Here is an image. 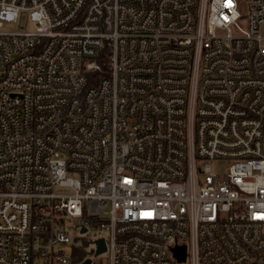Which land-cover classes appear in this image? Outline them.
Here are the masks:
<instances>
[{
  "label": "built area",
  "instance_id": "built-area-1",
  "mask_svg": "<svg viewBox=\"0 0 264 264\" xmlns=\"http://www.w3.org/2000/svg\"><path fill=\"white\" fill-rule=\"evenodd\" d=\"M22 17L0 31V264H264V0H0V27Z\"/></svg>",
  "mask_w": 264,
  "mask_h": 264
},
{
  "label": "rangeland",
  "instance_id": "rangeland-1",
  "mask_svg": "<svg viewBox=\"0 0 264 264\" xmlns=\"http://www.w3.org/2000/svg\"><path fill=\"white\" fill-rule=\"evenodd\" d=\"M19 27L22 28L23 30H30V31L33 30V28H34L32 23L27 22L25 17H22L20 20H18L16 22H3L2 27H0V31H2V32H17L20 29ZM262 32H264V29L262 30ZM210 167H211L212 171L215 173H225V171H226V163L225 162H214V161H212V162H210ZM58 192L59 193H68L69 190L64 189V188H59ZM70 234L72 235L73 232L70 231ZM78 238H79L78 242L75 245H73V247L77 248V249L83 248L84 252L87 253V257H89L90 251L93 248V245L89 243V239L94 240L95 237L92 234H89L86 236H80ZM56 249H62L65 254L70 255L71 250H72V246L71 245L70 246L59 245L56 247ZM104 257H105L104 255L101 256L103 264H104ZM94 261L97 262V260H94Z\"/></svg>",
  "mask_w": 264,
  "mask_h": 264
},
{
  "label": "water",
  "instance_id": "water-1",
  "mask_svg": "<svg viewBox=\"0 0 264 264\" xmlns=\"http://www.w3.org/2000/svg\"><path fill=\"white\" fill-rule=\"evenodd\" d=\"M94 243L96 244V252H95L96 255L103 253L105 251V245L102 239H99L95 241ZM176 256L180 260H183L184 259V248L176 249ZM89 263H90L89 259H86L84 262H82V264H89Z\"/></svg>",
  "mask_w": 264,
  "mask_h": 264
},
{
  "label": "trees",
  "instance_id": "trees-1",
  "mask_svg": "<svg viewBox=\"0 0 264 264\" xmlns=\"http://www.w3.org/2000/svg\"><path fill=\"white\" fill-rule=\"evenodd\" d=\"M75 258H73L74 263H79L82 259L87 256V253L84 252L83 248H75Z\"/></svg>",
  "mask_w": 264,
  "mask_h": 264
}]
</instances>
